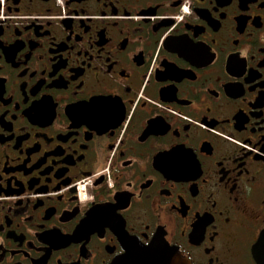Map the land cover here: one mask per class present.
Listing matches in <instances>:
<instances>
[{
	"label": "flooded vegetation",
	"instance_id": "obj_1",
	"mask_svg": "<svg viewBox=\"0 0 264 264\" xmlns=\"http://www.w3.org/2000/svg\"><path fill=\"white\" fill-rule=\"evenodd\" d=\"M263 232L264 0L0 2V264Z\"/></svg>",
	"mask_w": 264,
	"mask_h": 264
},
{
	"label": "water",
	"instance_id": "obj_2",
	"mask_svg": "<svg viewBox=\"0 0 264 264\" xmlns=\"http://www.w3.org/2000/svg\"><path fill=\"white\" fill-rule=\"evenodd\" d=\"M253 256L257 264H264V232L253 246ZM108 264H190L175 247L165 241L154 239L144 245L139 241H127L123 253Z\"/></svg>",
	"mask_w": 264,
	"mask_h": 264
},
{
	"label": "built area",
	"instance_id": "obj_3",
	"mask_svg": "<svg viewBox=\"0 0 264 264\" xmlns=\"http://www.w3.org/2000/svg\"><path fill=\"white\" fill-rule=\"evenodd\" d=\"M0 2H2V0H0ZM59 4H61V2H59Z\"/></svg>",
	"mask_w": 264,
	"mask_h": 264
}]
</instances>
